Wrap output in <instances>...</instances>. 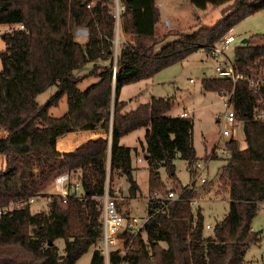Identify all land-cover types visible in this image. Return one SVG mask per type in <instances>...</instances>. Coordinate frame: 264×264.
<instances>
[{"label": "trees", "instance_id": "trees-1", "mask_svg": "<svg viewBox=\"0 0 264 264\" xmlns=\"http://www.w3.org/2000/svg\"><path fill=\"white\" fill-rule=\"evenodd\" d=\"M190 2L201 9L227 6L214 24L175 32L176 37L166 41L170 32L157 36V0H119L123 8L118 27L114 0H0V23L11 26L1 34L0 50V130L5 132L0 138V154L5 157L0 206L20 203L0 214V264H76L102 238L105 186L116 197L112 183L117 176L127 180L129 197L139 190L132 173V148L119 143L121 136L145 128L150 196L163 187L161 166L174 175L176 155L192 168L197 156L189 115H168L171 102L163 97L125 111L127 102L117 97V88L125 83L149 78L198 48L208 53L235 23L264 8V0ZM76 28L87 29L83 41L76 39ZM87 63L92 64L87 74L98 79L79 89L82 76L74 70ZM232 66L246 75L264 74V45H237ZM201 83L205 90L218 93L233 89L244 141L240 146L238 136L225 139L229 154L217 172L216 181L228 194L227 212L205 232L201 207L191 203L195 188L178 184L177 199L149 197L145 237L133 236L127 227L120 236L129 246L123 256L128 264H247L246 248L261 239L252 220L264 203V120L255 115L257 107L264 108L258 101L264 88L254 92L245 79L233 84L230 78L217 76ZM53 84L57 92L40 105L36 96ZM63 94L66 112L50 115L49 107ZM74 129L102 130L104 135L61 152L58 137ZM65 171L78 177L82 194H68L65 200L51 194L44 208L33 211L30 199ZM58 238L64 242L62 251L55 243ZM121 258L114 248L109 264H119ZM89 264H105L100 247Z\"/></svg>", "mask_w": 264, "mask_h": 264}, {"label": "rangeland", "instance_id": "rangeland-1", "mask_svg": "<svg viewBox=\"0 0 264 264\" xmlns=\"http://www.w3.org/2000/svg\"><path fill=\"white\" fill-rule=\"evenodd\" d=\"M158 1L160 2L159 9L161 16L156 24L157 36L160 38L170 32L171 34L165 38L166 41L174 39L176 37L175 32L192 31L201 24H214L223 15L222 9L227 6V4L210 5L205 9H201L194 6L190 0ZM117 4L119 5V1L114 0V12H116ZM168 21L171 23L167 25ZM10 28V25L0 23V50L4 47L1 34ZM229 33H233L235 36V41L225 51V55L231 60L234 58L235 47L239 44L247 42L250 45H264V8L246 15L233 25ZM76 39L83 41L85 37L76 36ZM243 39L247 41L242 42ZM118 43V38H115V52L117 51ZM221 61V57L211 56L203 48H198L182 60L176 61L155 72L149 78H141L119 86L117 88V97L127 102L124 108L125 111L135 109L140 104L149 101L152 97H163L170 100L171 108L167 112L168 115L174 116L182 111H186L187 115L193 120L192 142L197 160H203L208 157V153L216 145V138L220 131L221 119L226 106L217 91L205 90L201 82L205 77L217 75L215 67ZM1 66L0 60V68ZM91 66V63H87L74 70L76 76H82L77 83L79 89H84L97 81L98 78L96 76L87 74ZM56 92L57 85L53 84L40 92L36 96V100L42 105L55 95ZM66 110L67 95L63 94L56 104L49 107V114L58 117L63 115ZM144 132L145 128L139 127L119 138L120 144H126L132 148V173L139 186L137 195L129 197L128 182L125 177L115 176L112 183L117 194L116 202L119 209L125 215L130 217L135 216L140 220H143L148 215L147 202L150 197L148 192V168L146 159L144 158ZM239 138L240 146H243L242 134L239 135ZM58 144L60 150V138ZM0 158H4V155L0 154ZM224 158L225 156L210 158L206 168L200 174V177H205V181L200 183L199 178H197L194 185L196 196L192 204L194 207H201L205 223H209L210 225L209 228L205 226V232H210L213 224L219 221L228 209V194L224 191L223 186L216 181L218 169L225 162ZM173 163L175 167L174 175L168 173L164 166L159 168L163 187H160L155 192L162 196L166 194L167 190L173 189L176 185L178 187V184L179 186L188 184L191 177H193L192 175H194V164L190 169L187 161L179 155L175 156ZM3 168L4 166L0 167V169ZM54 177L49 180L38 195L34 196V200L30 203L33 211L46 206L47 201H49L48 195L55 191ZM173 190L178 192L179 187ZM125 218L127 219V217ZM252 227L255 230H261V239L259 242L250 244L246 248L244 261L247 264H263L264 207L262 204L257 215L252 220ZM141 235L144 238L145 232H142ZM122 241V238L118 240L119 246H121ZM55 243L62 251L63 239L58 238ZM161 245H164V243L161 242ZM98 247H104L102 238L92 244L76 260V264H89L93 251Z\"/></svg>", "mask_w": 264, "mask_h": 264}, {"label": "built area", "instance_id": "built-area-1", "mask_svg": "<svg viewBox=\"0 0 264 264\" xmlns=\"http://www.w3.org/2000/svg\"><path fill=\"white\" fill-rule=\"evenodd\" d=\"M119 1V0H118ZM120 5V3H119ZM117 4L116 12H114L116 23L119 22L120 12L122 10V6ZM89 6V4L87 5ZM19 27H23V25H19ZM88 34L87 29L85 28H76L75 35L77 37H86ZM235 41V36L233 33H227L218 41H216L213 45L209 47L208 54L214 57H221L222 61L218 63L215 67L217 77H228L232 80L234 84L238 79H245L248 81L249 86L254 92H260L261 87L264 88V74H257L254 76L246 75L241 72H236L232 66V60L229 59L225 55V51L229 49L230 45ZM219 95L222 97L223 102L226 106V110L222 115L221 119V127L219 134L216 138V145L213 149L208 153V157L203 160H196L194 163L195 172L190 182L187 184V187L192 189L196 183V179L199 178V182L203 183L205 181V177L200 174L204 171L207 166V162L214 155L217 156H228L229 152L225 148V139L230 137H239L241 129L240 122L237 119L236 112L232 103L233 89L230 91H221ZM264 97H260L258 99L259 102L264 103ZM181 115H187L186 111L181 112ZM258 118L264 120V108L257 107V113L255 114ZM140 160V158H138ZM54 185L55 191L48 195V200H50L51 194L56 196H61L63 200L66 199L68 194H75L76 196H80L82 194V188L80 185V181L78 177L72 173L67 171L60 172L54 177ZM153 198H168V199H177L179 194L172 189L167 190L164 196L154 192L151 195ZM150 196V197H151ZM102 224H103V234L102 240L104 243V247H101V252L104 256L105 264H109V256L110 251L114 248H118L119 255L122 257L119 264H128L127 261L123 258L126 254L128 246L125 247L123 243L121 246L118 245V240L122 235L125 227L129 229L133 236L145 232L144 226L145 222L148 218V215L140 220L139 218L133 216L128 217L127 219L118 211L116 197L109 194L107 185L105 186L104 193L102 195ZM34 200V197L30 199V202ZM194 202V199L191 200V203ZM19 202H10L7 205L0 207V214L10 210L14 206H19ZM207 228L210 227L209 223L205 225Z\"/></svg>", "mask_w": 264, "mask_h": 264}, {"label": "crops", "instance_id": "crops-1", "mask_svg": "<svg viewBox=\"0 0 264 264\" xmlns=\"http://www.w3.org/2000/svg\"><path fill=\"white\" fill-rule=\"evenodd\" d=\"M157 5H158V7L160 5V2L158 0H157ZM160 14H161V11H160ZM169 23H171V22L168 21L167 25ZM179 114H181V112ZM4 135H5V132L0 130V138H2ZM102 135H104L102 130L74 129V130L66 132V133L60 135V137H58L57 147L59 145L58 144L59 138H60V151L65 152V151H69V150L73 149L76 145L85 141L86 139L95 138L97 136H102ZM4 165H5V157L0 158V167H3ZM262 205L264 207V203H262Z\"/></svg>", "mask_w": 264, "mask_h": 264}, {"label": "water", "instance_id": "water-1", "mask_svg": "<svg viewBox=\"0 0 264 264\" xmlns=\"http://www.w3.org/2000/svg\"><path fill=\"white\" fill-rule=\"evenodd\" d=\"M117 27H118V23H117ZM116 33H118V29H116ZM246 41H247L246 39H243L242 42H246ZM144 158L147 159V155H145ZM49 244H52V241L51 240L49 241Z\"/></svg>", "mask_w": 264, "mask_h": 264}]
</instances>
